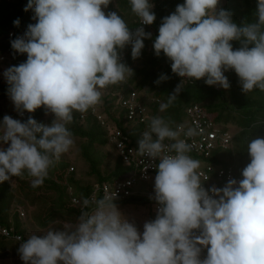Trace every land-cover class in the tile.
<instances>
[{"label":"clouds","instance_id":"9594fccd","mask_svg":"<svg viewBox=\"0 0 264 264\" xmlns=\"http://www.w3.org/2000/svg\"><path fill=\"white\" fill-rule=\"evenodd\" d=\"M140 24L156 17L149 0H129ZM219 0H184L163 18L153 43L157 56L171 61V71L208 86L230 87L225 71L233 70L242 91H264V0H258L255 22L237 26ZM109 0H28L34 24L12 49L26 54V62L4 73L8 93L20 114L43 107L55 118L50 125L29 116L26 122L5 115L0 122V183L26 171L32 187L43 184L54 159L73 145L66 126L73 113H84L101 101L102 89L133 75L120 62L119 50L131 45L139 57L150 33H133L117 12L105 13ZM17 18L13 24L19 26ZM231 41H240L233 50ZM249 45H253L249 48ZM168 77L161 74L157 84ZM168 96L166 109L180 93ZM183 125L173 130L162 117H153L138 141L141 153L159 158L154 179L156 218L144 223L142 234L124 219L111 198L95 200L82 211L70 230L31 235L18 252L24 264H264V138L247 145L250 163L242 179L223 188L202 187L200 161L187 153L180 139ZM197 134L189 128L184 133ZM155 137V139L153 138ZM172 140L174 143L165 144ZM7 145V147H3ZM167 149L168 153L163 154ZM215 197V198H214ZM92 201L83 200L88 207ZM198 233V234H197ZM17 240L21 237L17 236ZM202 249H207L201 259Z\"/></svg>","mask_w":264,"mask_h":264},{"label":"trees","instance_id":"16d2710c","mask_svg":"<svg viewBox=\"0 0 264 264\" xmlns=\"http://www.w3.org/2000/svg\"><path fill=\"white\" fill-rule=\"evenodd\" d=\"M27 3L28 0L8 2L0 0V48L3 47L9 32L24 35L27 26L36 23L33 19V11H24ZM149 3L153 4L151 11L156 17L150 28L145 31L151 34V38L143 40L144 47L137 58L131 55V45L119 50L120 62L132 69L133 75H126L125 80L119 85L105 88L106 92L102 94L101 101L97 104L99 113L105 116L109 124L114 122L113 124L131 140L139 141L146 125L125 118L124 110L117 103L120 96L124 97L135 92L138 100L148 109L149 125L151 118L159 116L172 129L186 122V108L200 105L213 117L216 125L230 132L231 141L226 149L217 148L208 158L189 152L187 155L199 160L200 164H209L216 168L230 167L234 176L241 180L243 169L250 163L248 143L255 138H264V91L254 89L244 93L240 80L233 70L224 72L230 84L228 89L219 87L215 90L213 86L206 85L204 79L181 83L180 78L171 71V61L163 53L159 56L155 54L153 43L158 36L163 18L172 14L177 5L183 4L184 0H149ZM219 3H222V10L231 13V19L237 26L256 20L258 0H219ZM104 11L106 14L117 12L129 29L138 24L139 18L132 12L129 0H109ZM17 18L20 20L19 26H14L13 22ZM230 43L233 50L241 47L240 41ZM252 46L249 45V48ZM22 57V63L26 62L27 55L23 54ZM12 66L18 65H10ZM161 74L166 75L168 79L157 84L156 81ZM180 83V93L177 98L161 111V105L168 103V96ZM8 88L7 81L0 84V101L10 99ZM29 116L45 125H48L50 119L55 118L51 113L46 114L43 107L34 113H28V117L24 120L19 119L18 112L13 118L26 122ZM66 126L72 133V139L79 141V156L85 171L77 178L75 168L63 157H59L54 159L41 186L32 187V184H28L27 181H32L34 178L26 171L23 175L10 179L16 182L15 185L10 184L9 181L0 183V225L21 237L18 243L0 235V260L14 258L17 261L13 264H24L18 249L32 233L42 235L50 230L52 225L63 220L78 221L77 218L82 211L70 202L67 187L73 189L75 197L84 200L95 183H108L130 175L131 169L123 166L115 151L107 143L106 130L90 112H74L73 120ZM107 152L115 156L111 170L101 168ZM70 168H73V171H69ZM84 180L86 182H83ZM152 202L142 196H133L113 203L143 204L151 208ZM93 207L95 205L90 204L84 211H91ZM19 208L23 211L24 217L20 216ZM149 214L150 221H153L156 217L151 209ZM62 228L66 229L67 225H63Z\"/></svg>","mask_w":264,"mask_h":264},{"label":"built area","instance_id":"2783aa9c","mask_svg":"<svg viewBox=\"0 0 264 264\" xmlns=\"http://www.w3.org/2000/svg\"><path fill=\"white\" fill-rule=\"evenodd\" d=\"M10 1V0H5ZM152 8L153 9V4ZM222 3H218L216 11L222 10ZM138 27L144 29V32L150 28V25L140 24V20L136 27L130 29L131 32H135ZM21 34H16L15 32H9L6 36V40L2 48H0V64L7 65H19L23 61V54L15 52L11 47V41L15 40L17 37H22ZM179 77V76H178ZM180 80L183 78L179 77ZM193 80H187L183 83H191ZM215 90L219 89V86H213ZM119 107L124 110L125 118L129 121H134L138 123L145 124V129L141 132L139 140L142 138V133L149 130V113L148 109L138 100L137 94L131 92L126 96H120L117 101ZM97 105L87 110L93 116L96 117L99 124L106 130V138L108 145L115 151L116 156L120 159L121 163L125 167L131 169L130 175L127 178L116 179L108 183H95L90 193L85 199L94 201L103 199L105 197L111 198L114 194L115 201H124L133 196H142L152 200L151 212L156 217L157 209L159 205L154 199V179L157 174V164L159 158H151L144 153H141L138 149V141L131 140L127 135H125L120 129H118L113 123L109 124L106 121L104 115L100 114L97 110ZM186 122L183 125V131L180 134V139H184L190 145L189 153L196 156L208 158L211 156L212 152L217 148L226 149L231 141V134L225 131L222 127L215 124L213 117H211L206 110L200 105H193L185 110ZM18 117L24 120L28 117V113L24 112L20 114L18 112ZM84 115L81 116L83 118ZM180 126V125H178ZM178 126L173 130H178ZM189 128L196 130L197 134L191 137L186 136L184 133L187 132ZM155 139V137H153ZM164 143L171 144L174 143L172 140L166 139ZM163 154H174L168 153L167 149ZM69 171H73L70 168ZM201 176L202 187L207 191L213 186L216 188H223L227 182L231 179H237L232 169L229 168H216L212 165L200 164V168L197 170ZM69 200L76 206L80 211H84L86 208L83 205V200L78 199L73 195L71 187H69ZM215 198V197H214ZM19 214L24 217L23 211L19 208ZM198 234V233H197ZM0 235L11 239L16 242H20L16 237L17 234H13L12 230L3 228L0 225ZM20 237V236H19ZM207 251L202 249L200 258L206 257Z\"/></svg>","mask_w":264,"mask_h":264},{"label":"rangeland","instance_id":"374dc122","mask_svg":"<svg viewBox=\"0 0 264 264\" xmlns=\"http://www.w3.org/2000/svg\"><path fill=\"white\" fill-rule=\"evenodd\" d=\"M102 10L104 11V8ZM9 68H10V65L0 64V84H4L6 82V78H5L4 73ZM122 82L118 83V85L121 84ZM109 87H112V85H110ZM101 92H102V94H104L106 92V90L102 89ZM17 112H18V110L15 109V106H14L13 102L11 101V99L5 100V101H0V121H3V118L5 115H8V116L13 118V116H15L17 114ZM98 112H99V110H98ZM53 120L50 119V122L48 123V125H50ZM78 144H79V141L77 139H73V145L71 146V148L67 152L63 153L60 156V157H63V159L67 160L71 164V166L75 168L76 175L78 176L77 178L81 177L80 173L85 171V168L82 164L83 163L82 159L79 156ZM3 147L6 148L7 145H3ZM114 163H115V156L111 152H109V153L107 152L104 164L102 165L101 168L104 170H107V169L111 170L113 168ZM83 179H84V177H83ZM83 182H86V180H84ZM9 183L12 185L16 184V182L13 179L9 180ZM27 183L31 184V181H27ZM69 189L70 188L67 187V193H69ZM71 192H73V191H71ZM115 205H116L118 211L121 213L122 217L124 219H126L129 223L134 224L137 227L138 231L142 234L144 223L150 221V218H149L150 214L149 213H150L151 208L148 207L147 205L135 204V203L134 204L116 203ZM71 221H72V223H69ZM77 223H78V221L74 222L73 219H70V221L66 220V222H65V220H63V222L60 221V222H57L54 225H52L50 229L51 230H70V229H73ZM62 224L67 225V228L66 229L62 228L63 227ZM44 233H46V232H44ZM44 233H42V235ZM31 235H33V233ZM11 241H13V240H11ZM14 242H16V241H14ZM14 261H17V260H15L14 258L0 260V264H13Z\"/></svg>","mask_w":264,"mask_h":264}]
</instances>
